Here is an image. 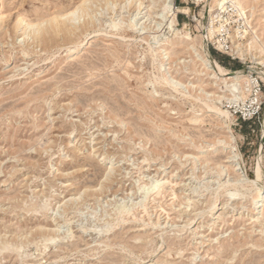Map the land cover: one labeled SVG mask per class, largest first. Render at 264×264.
Here are the masks:
<instances>
[{
  "label": "rangeland",
  "instance_id": "rangeland-1",
  "mask_svg": "<svg viewBox=\"0 0 264 264\" xmlns=\"http://www.w3.org/2000/svg\"><path fill=\"white\" fill-rule=\"evenodd\" d=\"M81 1L0 0L7 13L0 23V264H264V206L252 216L256 190L246 189L258 166L256 186L264 187V106L260 122L231 115V128L223 127L192 97H204L200 88L219 92L190 61L192 39L167 50L176 55L164 74L183 84L155 87L159 62L139 29L146 22L149 34L172 36L165 22L155 32L159 6L151 16L136 11L135 0H97L89 29L46 34L41 43L24 32L27 19L41 23ZM213 1L176 0L190 7L178 12V29L223 67L247 74L251 55L233 58L201 37ZM252 4L249 23L230 2L219 10L232 43L258 29L264 37V0ZM219 105L229 110L225 100ZM233 155L237 162H227ZM234 190L246 197L229 198ZM48 238L56 240L45 246Z\"/></svg>",
  "mask_w": 264,
  "mask_h": 264
},
{
  "label": "bare ground",
  "instance_id": "bare-ground-1",
  "mask_svg": "<svg viewBox=\"0 0 264 264\" xmlns=\"http://www.w3.org/2000/svg\"><path fill=\"white\" fill-rule=\"evenodd\" d=\"M96 1L97 0H82L78 5H76L73 8H68L67 6L66 7L61 6L62 8H60L59 13L58 14L55 13L56 16H53V14H52V18H50L51 16L49 14H47V16H49L50 19L47 17L46 20H44L45 19L44 16H42V18L40 16V19L44 18L43 19L44 21L42 20L43 22H41V23H36L31 18H29V19H27L29 21H27V20L25 21V25L26 26H25L24 32H26L28 30H29V32H30V30L33 31L36 34L35 38L41 43V41L43 40V37L46 34H50L51 35V33H53V34H55V36L56 35H61V36L65 37V36H70V35L74 34L75 31L77 29H79V28H83L84 27L85 29H83V30H86V28L93 26L92 24H93L94 20L96 19L94 17L95 15H94V13L92 11V7H93V5L95 4ZM105 1H106V3H108L107 0H105ZM133 1L134 0H132V2ZM147 1H148L149 4L146 3ZM203 1H205V0H203ZM228 2H230L231 5L235 9H237L238 14H240L241 17L244 16L245 19H246V22L249 23V14H248V12L250 13V17L253 16L254 13H255V6H254V4H252V3H254V0H214L211 4L205 6V9L207 10V12L209 11L211 13H210L209 23L207 24L208 25L207 26V31H205V32L203 31V35H201L202 38L208 37V38H210L212 40L215 38V35L219 31V29L214 25V18L213 17H214V15L216 13H218V11L220 9H223L225 4L228 3ZM158 3H160V4L158 5ZM134 6H136V11L138 10V11H140V13H141V11L143 9H147V11H146L147 13L146 14H149L151 16H152V13L156 12L157 6H159L160 9L157 12L158 13L157 16L156 15L155 16L157 18H160L161 22H159V23L156 22L155 26H157V27H156V31L155 32L158 31V28L160 26H162L164 22H165L164 24H166V27L169 28L170 31L172 32V36H166L165 35V37L162 36V35H159V33L158 34H149L150 32L148 33V31H147L148 30V25H146V22H144L145 25H143L142 28L139 29V30L142 29V33H140L141 38L143 40H145L146 43L148 44L149 51L151 52L150 55H151V58H152L153 65H155L157 62H159L158 66L156 67L157 68V74L155 73V75H153V77L150 80V82L153 83V85L155 87H156V85H166V86L167 85H171L176 90L178 88L177 85H182L183 84V83H179L178 81H174L173 77L171 79V76L169 77L166 74H164L165 72L167 73V71H166L168 69L167 65L170 64L169 60L171 59V57L173 58V56L176 55V51L175 50H173L174 53H172L173 54L172 56L170 55L169 52H167V50L174 48L175 44H177L178 41H181L180 44L184 45L185 42H188V40L192 39V42L187 44L189 46V50L192 51L193 58H192V60H190L192 62V64L193 63L197 64L198 62H200L201 66H202V73H204V75H208V79H210V80H212L214 82V85L219 89V92L220 93L221 92H223V93L228 92L227 96L224 97V95L220 94L218 91L208 92L204 88H200V90H201L200 94H203L204 97H201V96L194 97L193 94H192V97L194 99H200L202 101L203 108H207L208 112H212V113H215L216 115H218L219 116L218 118H220V120H222L223 127L230 129L231 128L230 123L232 121V116L230 114V111L222 108L219 105V103L221 101H223V100H228V99L229 100L230 99L231 100H236V99L242 97L241 87L249 79L250 73L256 72L264 80V69L257 68V65H264V37H262L261 33L258 32L259 29L252 31V35L250 36V38H248V39L246 38L247 39L246 43L234 42L235 40L233 41L234 43H233L232 53L234 55H241V56H243L244 59L247 56V54L251 55V58L253 59L252 61L255 64L254 66H248V69H249L248 74H244V73H242L241 70L232 71V70H230L228 68L223 67L217 61H215V60H213L211 58V56H210L208 50L206 49L205 45L200 46L201 50L196 48V45L193 43V38L191 37L190 31L188 29L185 30V33H183L180 29H178V15H177L178 12L188 13L189 10H190V7H179V6L176 5V0H135ZM39 10H37V11H39ZM6 14H7L6 13V9L5 8L1 9V11H0V23L3 21V19H4ZM82 17L84 18V21L82 22V24L81 23H77L76 21L77 20L80 21V19ZM245 25H248V24H245ZM136 26L137 25L135 23L134 24L133 23H130V24L128 23V28L131 29V30H134V31L138 30ZM187 26L188 25L185 24V28H187ZM251 26H252V24H251ZM197 27L199 29L201 28V31L203 30L201 21L197 23ZM163 28H164V26H163ZM248 28H249V26L246 27V29H248ZM153 29H155V28H153ZM260 30H261V28H260ZM80 31H81V29H80ZM160 31H162V30H160ZM138 33H139V31H138ZM145 34H148V35L145 36ZM160 34H162V33H160ZM206 34H207V36H206ZM246 36H248V34ZM260 53L263 54V55H261ZM181 59L179 58V61ZM184 60L181 61V63H185ZM186 63H188V61ZM213 63H214V65H213ZM192 73H194V72H192ZM221 84H223V86L220 87ZM196 87L197 86L192 84V88L193 89L196 88ZM223 87H225V89H223ZM155 91L159 92L157 89H155ZM194 121H195V119H194ZM263 133H264V127H263ZM222 144H223V146H225V148H230L231 147V145H229L230 142L222 141ZM260 154H262V149H260ZM236 157H237V155L230 156L229 157L230 159L227 162H231V163L232 162H237ZM113 168L114 167H112V165H111V167H109V171L107 173L109 176H110V174H113L112 171L115 170V168H114V170H113ZM262 179H263L262 169H261L260 166H258V168H257V179L255 181H251L249 183H248L249 180L248 181L245 180L246 183L248 184L247 187H246L247 190H251V189H249L250 187H255V190H256L255 194L252 195V197H251V201H252L251 203L253 205V208L250 209V212H252L251 213L252 216H254V214H257L255 212L257 209H260L261 207L264 206V204L262 203L264 201V187L261 188V187H257L256 186L257 181H260ZM240 180H242V179H240ZM220 187H221V185H220ZM155 189H156L155 192H157L158 194L161 195L162 194V190L164 189V185H158V186L155 187ZM168 193L164 192V194H168ZM158 194H156V195H158ZM244 194L245 193H239L238 190H234V191H230L228 195H229V198H232L233 200H237V199L240 200V199H243V198L246 197V196H244ZM144 208H145V206H144ZM146 208H148V207H146ZM207 208H208V206H207ZM209 208L212 209V205ZM23 209H24V207H23ZM192 209H194V208H192ZM35 210L36 209L32 210V212L35 211ZM199 210L201 211V209H199ZM191 211H194V210H191ZM202 211H205V210L203 209ZM261 211L264 212V209L263 210L261 209ZM125 212L128 213L129 211H125ZM122 213H124V212H122ZM119 216H120V214H119ZM121 217L119 219H121ZM122 219H125V218H122ZM122 219L120 221H122ZM126 219H128V218L126 217ZM136 219H137V217H136ZM153 222H155V221H153ZM153 222H152V224H153ZM55 228L51 229V228L48 227V229H46V230L54 231ZM83 228H85V227H83ZM86 228L88 229V227H86ZM44 229H45V227H44ZM58 229L59 228H56L55 231L58 232L60 230V229L59 230ZM107 231H109V229ZM14 233H13V235H14ZM3 235L5 236L7 234L5 233ZM26 235H28V234H26ZM26 235H25V237H26ZM59 236L61 237V235H59ZM41 237H43V236H41ZM56 237H58V236L56 235ZM65 237H67V236H65ZM0 238H1V236H0ZM5 238H6V236H5ZM5 238L1 239L2 242H3V240ZM217 238L218 237H216V239ZM231 238H233V237H231ZM55 240H56V238H48V239L45 240L44 245L47 246L50 242H54ZM211 241H213V240H211ZM218 241H219V239H218ZM201 243H204V240H202ZM249 254H250V252H249ZM213 255L215 256V254H213Z\"/></svg>",
  "mask_w": 264,
  "mask_h": 264
},
{
  "label": "built area",
  "instance_id": "built-area-1",
  "mask_svg": "<svg viewBox=\"0 0 264 264\" xmlns=\"http://www.w3.org/2000/svg\"><path fill=\"white\" fill-rule=\"evenodd\" d=\"M213 18L214 25L219 31L213 40H209L217 51L223 54H229L234 58L232 54L233 43L230 41L232 37L230 36L229 29L221 23L219 11ZM241 94L242 97L236 100H225L231 115L237 121L241 122H260L264 106V80L262 77L256 72L250 73L249 79L241 87ZM261 126L264 127V119Z\"/></svg>",
  "mask_w": 264,
  "mask_h": 264
}]
</instances>
